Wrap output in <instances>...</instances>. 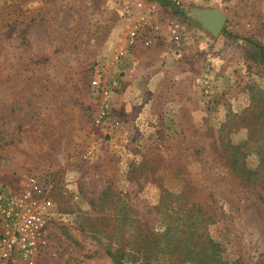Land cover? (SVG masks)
Segmentation results:
<instances>
[{
    "label": "rangeland",
    "instance_id": "rangeland-1",
    "mask_svg": "<svg viewBox=\"0 0 264 264\" xmlns=\"http://www.w3.org/2000/svg\"><path fill=\"white\" fill-rule=\"evenodd\" d=\"M133 1L0 0V189H49L37 264H264V0H171L115 64ZM194 8L224 15L216 35ZM135 47L150 82L125 91Z\"/></svg>",
    "mask_w": 264,
    "mask_h": 264
},
{
    "label": "built area",
    "instance_id": "built-area-1",
    "mask_svg": "<svg viewBox=\"0 0 264 264\" xmlns=\"http://www.w3.org/2000/svg\"><path fill=\"white\" fill-rule=\"evenodd\" d=\"M129 11L134 14L133 22L118 48L115 64L124 57L137 41L148 46L156 36L158 25L157 8L149 0H134ZM177 24L168 26L173 42L178 41ZM90 87L99 93V104L93 122L95 126L114 128L117 121L110 117L108 99L116 88L115 78L106 79L105 73L96 74ZM55 204L42 179L36 175L26 178L19 193L0 189V264H37L40 259L46 221L52 216Z\"/></svg>",
    "mask_w": 264,
    "mask_h": 264
},
{
    "label": "crops",
    "instance_id": "crops-1",
    "mask_svg": "<svg viewBox=\"0 0 264 264\" xmlns=\"http://www.w3.org/2000/svg\"><path fill=\"white\" fill-rule=\"evenodd\" d=\"M155 5H156V8H157V12H156V16L159 18V17H161V9H163L162 7H160L157 3H154ZM165 27V26H164ZM165 28H167V26L165 27ZM159 29V28H158ZM161 30V29H160ZM159 34V33H158ZM167 35V36H166ZM164 37V38H163ZM164 39L165 41H167V39H168V41H169V38H170V35H169V33H168V31H167V33H161V37L160 38H158L156 41H160L161 39ZM154 44H155V42H154ZM157 46V45H156ZM154 47V46H153ZM134 51V52H133ZM135 52H137V48L135 47L130 53H128V55L127 56H129L128 57V61H127V64L126 65H124V67L122 68V69H125V70H127V71H132V75H134L135 77H133V76H131L130 77V75H127L128 77H126V78H124L123 80H122V85H127L126 86V90L125 91H127V87H128V85L130 84V83H139L140 85H142L141 83V80L144 82V81H146L147 83L148 82H150V79H148L147 78V70H150L149 68L151 67V66H146V63H148V62H143V64L142 63H140V64H138V62H137V64L134 66V64H132V63H135L134 61H133V59H135L134 57H135ZM164 53V52H163ZM167 55H168V51H166V53H165V57H167ZM161 60V59H160ZM151 63V61L147 64V65H149ZM128 78H132L131 80V82L129 81L130 79H128ZM127 80V82H129L128 84H125L126 81ZM115 95V96H114ZM113 96L114 97H112V100H111V102H112V105H114L113 104V102L114 101H116V98L118 97L117 96V93L116 94H114ZM119 95H121V94H119ZM141 98V99H140ZM145 99V94L143 95V94H140V95H137V99L136 100H144ZM121 105H123V103H121Z\"/></svg>",
    "mask_w": 264,
    "mask_h": 264
},
{
    "label": "water",
    "instance_id": "water-1",
    "mask_svg": "<svg viewBox=\"0 0 264 264\" xmlns=\"http://www.w3.org/2000/svg\"><path fill=\"white\" fill-rule=\"evenodd\" d=\"M190 15L212 35H216L224 21V15L215 8H194Z\"/></svg>",
    "mask_w": 264,
    "mask_h": 264
},
{
    "label": "trees",
    "instance_id": "trees-1",
    "mask_svg": "<svg viewBox=\"0 0 264 264\" xmlns=\"http://www.w3.org/2000/svg\"><path fill=\"white\" fill-rule=\"evenodd\" d=\"M154 3L156 2L160 7L168 8L170 11L174 10L176 6L171 0H152Z\"/></svg>",
    "mask_w": 264,
    "mask_h": 264
}]
</instances>
